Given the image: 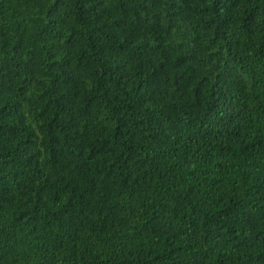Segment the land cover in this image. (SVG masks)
<instances>
[{"label":"trees","instance_id":"trees-1","mask_svg":"<svg viewBox=\"0 0 264 264\" xmlns=\"http://www.w3.org/2000/svg\"><path fill=\"white\" fill-rule=\"evenodd\" d=\"M0 264H264V0H0Z\"/></svg>","mask_w":264,"mask_h":264}]
</instances>
